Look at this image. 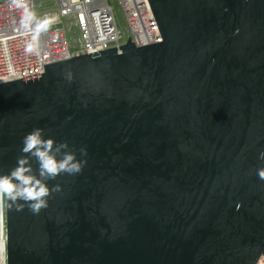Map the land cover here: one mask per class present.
<instances>
[{"label": "water", "instance_id": "water-1", "mask_svg": "<svg viewBox=\"0 0 264 264\" xmlns=\"http://www.w3.org/2000/svg\"><path fill=\"white\" fill-rule=\"evenodd\" d=\"M148 2L161 42L0 83V174L35 128L87 160L39 214L5 199L6 264L264 256V0Z\"/></svg>", "mask_w": 264, "mask_h": 264}, {"label": "built area", "instance_id": "built-area-1", "mask_svg": "<svg viewBox=\"0 0 264 264\" xmlns=\"http://www.w3.org/2000/svg\"><path fill=\"white\" fill-rule=\"evenodd\" d=\"M39 4L49 8L38 9ZM29 5L38 17L55 23L41 34L39 51L28 53L20 10L11 0H0V83L40 74L43 65L124 45L128 38L136 46L162 41L148 0H29ZM2 230L6 244L5 200L0 237ZM256 264H264V256Z\"/></svg>", "mask_w": 264, "mask_h": 264}, {"label": "clouds", "instance_id": "clouds-1", "mask_svg": "<svg viewBox=\"0 0 264 264\" xmlns=\"http://www.w3.org/2000/svg\"><path fill=\"white\" fill-rule=\"evenodd\" d=\"M11 6L21 12L19 27L28 36L25 51L38 52L41 34L48 31L55 20L38 17L30 8L29 0H11ZM22 143V155L17 157L16 166L0 174V205L7 199L17 211L27 207L31 213L39 214L48 206V198L61 190L60 184L49 188L47 181L55 180L61 174L81 173L87 160L77 159V153L69 148L66 141L58 143L51 137L45 139L42 128L33 129ZM80 154L86 156L87 149L81 148ZM259 158L264 160V152L260 153ZM33 160L38 165V175L33 168ZM257 171L259 178L264 180V168Z\"/></svg>", "mask_w": 264, "mask_h": 264}, {"label": "bare ground", "instance_id": "bare-ground-1", "mask_svg": "<svg viewBox=\"0 0 264 264\" xmlns=\"http://www.w3.org/2000/svg\"><path fill=\"white\" fill-rule=\"evenodd\" d=\"M5 232L0 237V264H6Z\"/></svg>", "mask_w": 264, "mask_h": 264}, {"label": "rangeland", "instance_id": "rangeland-1", "mask_svg": "<svg viewBox=\"0 0 264 264\" xmlns=\"http://www.w3.org/2000/svg\"><path fill=\"white\" fill-rule=\"evenodd\" d=\"M37 8L38 9H46V8H49V6H44L43 4H39V5H37ZM67 27V26H66ZM67 29H68V27H67ZM66 29V30H67ZM68 31V30H67ZM69 33H72V32H69ZM70 37H71V39H73V38H75L76 37V33H74V34H70ZM3 233H4V231L2 230V234L1 235H3Z\"/></svg>", "mask_w": 264, "mask_h": 264}]
</instances>
